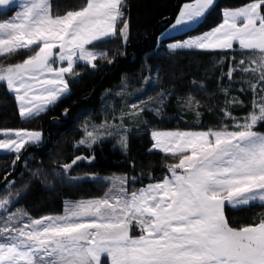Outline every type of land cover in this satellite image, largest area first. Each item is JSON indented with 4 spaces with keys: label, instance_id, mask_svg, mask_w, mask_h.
I'll list each match as a JSON object with an SVG mask.
<instances>
[{
    "label": "snow or ice",
    "instance_id": "obj_1",
    "mask_svg": "<svg viewBox=\"0 0 264 264\" xmlns=\"http://www.w3.org/2000/svg\"><path fill=\"white\" fill-rule=\"evenodd\" d=\"M15 2L0 0V11ZM213 7L214 0L184 3L161 37L192 29ZM127 8L125 0H84L78 8L60 12L51 0H19L20 10L0 20V53L25 58L0 68V82L14 96L22 118L47 112L68 92L65 76L75 74L78 61L93 69L98 58L112 62L98 49L113 39L127 44ZM177 50L223 55L227 68L221 79L235 83L236 77H248L252 110L237 118L225 108L227 122L216 130H153L149 151L171 154L177 161L167 166L170 175L139 187L135 176L110 178L102 197L65 202L59 215L34 218L14 208L20 189L13 194V181L6 180L7 195L0 199V264H102V257L110 264H264V218L234 226L225 215L226 203L232 208L264 203V0L223 10L217 26L167 45L168 54ZM159 96L163 106L167 96ZM142 103L131 108L145 115L153 111L139 107ZM233 103L244 106L243 101L226 100ZM155 115H163L162 107ZM105 136L116 137L126 149L122 123L85 128L77 143L92 148ZM41 139L38 131L5 129L0 149L13 154L15 164L26 144L38 145ZM93 158L75 156L62 165L63 179H83L70 175L72 166ZM32 175L39 179L42 174ZM54 175L61 172L54 170ZM43 179L47 182L46 175Z\"/></svg>",
    "mask_w": 264,
    "mask_h": 264
},
{
    "label": "trees",
    "instance_id": "obj_2",
    "mask_svg": "<svg viewBox=\"0 0 264 264\" xmlns=\"http://www.w3.org/2000/svg\"><path fill=\"white\" fill-rule=\"evenodd\" d=\"M193 1L125 0L130 25L127 44L121 45L118 39H113L102 45L98 50L108 53L112 62L98 58L95 69L78 65L76 69L81 75L69 83V95L34 119L20 118L15 98L6 89L5 82H0V130H29L43 134L42 143L33 146L35 150L30 152L21 163L20 171L11 178L13 194L20 189L16 200L12 202L14 208L24 209L34 218L59 215L63 213L67 201L102 197L110 187L105 178L135 176L138 178L137 187L146 185L150 180H161L169 175L167 166L177 161L171 155L155 149L149 151L153 145L150 133L153 130H216L227 122L223 116V108L227 104L226 96L221 93L222 89H227L230 99L243 101V107L231 109L235 117L242 118L252 110V92H236L235 85H231L227 79H221L222 70L227 68V60L223 55L204 51H176L168 54L166 44L217 26L222 22L223 10L235 9L253 0H217L198 26L180 36L159 42V36L167 28L162 23L176 10L178 14L184 3ZM51 3L55 10L64 12L78 8L84 0H51ZM13 13L14 10L0 12V20L10 18ZM129 57V62H126ZM24 58L12 54L2 56L0 68L22 62ZM240 58L239 55L236 56L237 60ZM117 68L118 71L109 76ZM147 78H150L147 92L150 100L159 98L161 92L167 96L163 115L157 116L155 111H150L147 115L142 113L143 119L138 124L139 127L127 135L125 152L116 145V137L92 148L80 147L77 142L84 137V122L87 119L97 124L110 121L119 111L117 95L141 88ZM236 78L243 80L245 77ZM105 91L112 92L109 102L113 104V111L107 107L106 112L101 113L102 95ZM92 94L91 104L81 106V102ZM190 98L193 107L186 111L188 109L185 103ZM74 106L78 108L71 111V118L66 123L55 122L66 119L67 112ZM75 156L94 158L78 161L72 166L70 175L83 179L70 183L63 179L61 166L70 164ZM13 160L14 155H0V183L16 171L17 160L15 164ZM38 170L42 174L39 179L32 175ZM54 170L60 171L61 176H55ZM7 173L10 175L6 176ZM44 175L47 176V182L43 179ZM93 176L95 179H92ZM131 186L129 182L128 187ZM5 195L6 186L0 189V199ZM225 215L234 226L248 225L264 218V203H254L242 208L226 205ZM103 263L108 264V260Z\"/></svg>",
    "mask_w": 264,
    "mask_h": 264
},
{
    "label": "rangeland",
    "instance_id": "obj_3",
    "mask_svg": "<svg viewBox=\"0 0 264 264\" xmlns=\"http://www.w3.org/2000/svg\"><path fill=\"white\" fill-rule=\"evenodd\" d=\"M193 2H194V1H193ZM216 2H217V0H214V5L216 4ZM190 3H191V2H190ZM11 10H14L13 15L15 14L16 11L20 10V9H19V0H16L15 4H14L9 10H7V11H0V12H8V11H11ZM203 20H204V19H203ZM203 20H201L200 23H201ZM200 23H199V24H200ZM199 24H198V25H199ZM198 25H196V26H198ZM196 26H194L193 28H195ZM193 28H192V29H193ZM189 30H191V29H188V30H186V31H184V32H174V33H172V35H171L168 39H172V38H174V37L180 36V35H182V34L188 32ZM164 32H165V31H164ZM164 32H163V33H164ZM185 39H186V38H185ZM164 40H166V39H163V38L161 37V35H160V36H159V42L164 41ZM172 42H175V40H173V41H171V42H168L166 45H168L169 43H172ZM88 47H90V46H88ZM235 48H236V45L234 44V49H235ZM54 51H58V49H57V50H54ZM177 51H193V50H177ZM194 51H201V50H194ZM225 51H226V50H225ZM5 55H8V54L0 53V57L5 56ZM96 61H97V60H96ZM96 61H95V62H96ZM78 65H87V66H90V67H91V65H88V64H86V63L83 62V61H78V62L74 65V73H75V74H66V76H65V79L68 81V83L72 82L73 80L78 79L79 76L81 75V73L76 69ZM63 66H66V63H65V65H63ZM248 79H249V78L246 77V76H245V78H243L244 81L241 80L240 78H239V79L236 78V79H235L236 82H235V83H231V85H232V84L235 85L234 90H235L236 92H244L245 90H246L247 92H250L251 89L249 88L248 83H247ZM149 83H150V78H147L146 80L143 81V84H142V87H141V88L136 89V90H132V91H126L125 93H119V94L117 95V99H118V101H119V106H120V107H119V111L117 112V114H115L114 116H112V117H111L112 119H111L110 121L105 120L102 124H97V123L94 122V121L89 122V120L87 119V120L84 122V124H83V128H82L83 133L85 132V128H87L88 130H91L93 125H106V126H108V125H112V126H115V125H120V124L122 123V125H123V129L126 130V136H127L131 131L137 129V127H139L138 124L140 123V121H142L140 117H142V113H143V112H138L136 109L131 108V105H132L133 103L137 102V101H143L144 103L139 104V107H144V108H146V110H147V108H151V109H153V111H155V110H157V109H160L161 107H162V110H163V107H164V106H161V105L158 104V100L160 99V97L157 98L156 100H154V99L150 100V97H149V96L147 97V92H148V88H149V85H150ZM229 90H230V88H229ZM69 92H70V91H69V89H68V92L65 93V95L62 96V97H61V98L55 103V105H56L59 101H61L63 98L67 97V96L69 95ZM251 92H252V91H251ZM9 93H10V92H9ZM221 93H224V95H225V92L223 91V89L221 90ZM10 94H11V93H10ZM11 95H12V94H11ZM12 96H13V95H12ZM111 96H112V92H111V91H105V92L103 93V95H102V101H103L102 103H103V107H102V109H101V113L106 112L107 107H109L110 110L113 111V104H111V103L109 102V99L111 98ZM13 97H14V96H13ZM230 97H235V96H230ZM260 99H261V93H260L259 88H257V94H256V96H255V102L258 104V103L260 102ZM226 100H233L234 102H235V101H238V100H235L234 98H231V99H230L229 96H228V93H227V96H226ZM16 103H17V101H16ZM185 104H186V107H187V109H188V110H186V111L192 110L193 103H192V102L189 103V99H188V101H187ZM55 105H50V106H49V109L52 108V107H54ZM252 105H253V102H252ZM238 107H239V106H237L235 103H233L232 105H228V104H227V107H224L223 110H224L225 108H229V109L231 110V109H233V108H238ZM17 109H18V103H17ZM18 112H19V111H18ZM45 113H46V112H45ZM130 113H134V115H130ZM231 113H232V115H233V111H231ZM41 114H44V113H41ZM41 114H40V115H41ZM122 114H123V119L121 120V116H122ZM233 116H234V115H233ZM244 117H245V116H244ZM20 118H21L22 120H27V118H22L21 116H20ZM242 118H243V117H242ZM12 130H16V129H12ZM107 130H108V131H112V130H114V129H113V128H108ZM40 133H41V132H40ZM2 134H3V130H0V136H2ZM41 134H42V133H41ZM113 137H114V136H113ZM83 138H84V137H83ZM109 138H111V137L105 136L104 139H103V141H106V140H108ZM42 141H43V134H42L41 142H40L39 144H41ZM99 143H100V142H98L97 144H99ZM39 144H38V145H39ZM97 144H95V145H97ZM95 145H94V146H95ZM116 145H118V146L120 147V144H119V140H118V139H117V143H116ZM33 146H37V145L29 146V144H26V145H25V148L21 150L20 154H21L26 148H28V147H33ZM79 146H80V147H85V146H81V145H79ZM85 148H87V147H85ZM126 148H127V147H126ZM120 149H121L123 152L126 151V149H123V148H121V147H120ZM157 151H159V150H157ZM164 154H166V153H164ZM0 155H13V154L8 153L6 150L0 149ZM167 155H171V154H167ZM79 161H82V160H79ZM85 161H86V160H85ZM77 162H78V161H77ZM169 175H170V173H169ZM121 177H123V176H114V177L105 178V180H106L107 182H109V179H110V178H121ZM109 184H110V183H109ZM127 186H129V184H128ZM67 202H73V201H67ZM254 203H262V202H260V201L250 202L249 205H252V204H254ZM226 205H227V203H226ZM249 205H239V206H237V207H235V208L247 207V206H249ZM0 212H2V210H0ZM101 260H102V264H104L103 261H105L106 258H105V257H102Z\"/></svg>",
    "mask_w": 264,
    "mask_h": 264
},
{
    "label": "water",
    "instance_id": "obj_4",
    "mask_svg": "<svg viewBox=\"0 0 264 264\" xmlns=\"http://www.w3.org/2000/svg\"><path fill=\"white\" fill-rule=\"evenodd\" d=\"M176 15H177V10L174 12V14H173L170 18H168L167 20H165L162 24H163L164 26H168V25H169V21L174 20L175 17H176ZM129 59H130V57L126 60V62H129ZM118 68H119V67H118ZM118 68H117L114 72H112L111 74H109V76H112L113 74H115V73L118 71ZM93 95H94V94H92V95H91L90 97H88L87 99L83 100V101L81 102V106H84V107L89 106V105L91 104V102H92ZM77 108H78L77 106H74L71 110H69V111L67 112V115H66L67 117H66V119H61V120L58 119V120H55V122L66 123V122L71 118V111H72V110H76ZM34 150H35L34 147H28V148H26V149L22 152V154L20 155V159L17 160V169H16V171L13 172L10 176L6 177V179H5L3 182L0 183V189L6 186V180H11V178H13V177H14V176L20 171L21 163H22V162L25 160V158L30 154V152H32V151H34Z\"/></svg>",
    "mask_w": 264,
    "mask_h": 264
},
{
    "label": "crops",
    "instance_id": "obj_5",
    "mask_svg": "<svg viewBox=\"0 0 264 264\" xmlns=\"http://www.w3.org/2000/svg\"><path fill=\"white\" fill-rule=\"evenodd\" d=\"M108 264H110V262L108 261Z\"/></svg>",
    "mask_w": 264,
    "mask_h": 264
}]
</instances>
